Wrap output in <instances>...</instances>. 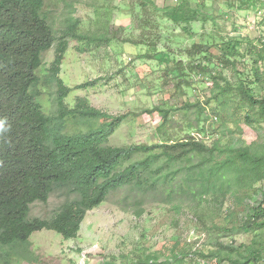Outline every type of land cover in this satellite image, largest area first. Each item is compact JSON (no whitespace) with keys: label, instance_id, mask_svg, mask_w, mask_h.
Wrapping results in <instances>:
<instances>
[{"label":"rangeland","instance_id":"374dc122","mask_svg":"<svg viewBox=\"0 0 264 264\" xmlns=\"http://www.w3.org/2000/svg\"><path fill=\"white\" fill-rule=\"evenodd\" d=\"M140 1L44 0L43 14L57 39L72 25L76 26L75 33L86 39L68 38L59 74L72 89L66 99L69 108L82 98L110 116L127 115L109 139L108 144L114 147L175 142L191 135L210 147L220 140V148L251 147L253 152L263 154L264 121L246 108L236 112L234 107L227 119L222 116L217 121L218 103L211 101L212 82L199 81L192 74L187 85L182 84L179 89L177 85L184 78L177 72L168 75L165 63L170 59L163 54L169 50L179 58L194 43H203L208 54L216 57L219 50L212 45L214 38L236 40L240 48L237 70L218 68L216 73L233 86L240 83L239 78L254 82V94L264 97V59L259 60L247 51L249 43L258 49L264 46V0H190L192 7L203 9V18L208 20L191 25L193 34L184 31V26L174 27L161 14L150 15L144 22L147 16L139 7ZM152 1L162 8L180 0ZM143 23L152 24L146 40ZM144 42L148 45L144 46ZM57 44L44 53L37 72L39 82L34 88L44 114L52 119L57 116L58 86L50 67ZM255 72L260 74V81L255 82ZM186 103H202L206 112L198 116L191 110L186 114L181 110ZM155 107L171 110L163 129L167 136L163 137L157 129L162 124L161 116L149 113ZM101 125V120H79L66 123L65 131L75 133ZM190 127L195 129L189 130ZM203 129L205 133L199 132ZM200 160L194 158L193 164ZM181 178L176 177L175 186H160L164 194L162 191L142 195L133 187L121 188L87 213L76 239L66 240L55 231H37L30 237L27 252L20 247L15 251L6 249L0 264H140L153 254L159 258V264H166L173 249L187 253L201 250L207 254L222 250L229 258L222 264H234L246 255L249 246L261 249L264 256V228L247 227L251 210L264 199V179L252 188L233 185L223 194L193 199L170 193L179 188ZM67 192L58 188L47 203L32 204L30 218L53 217L65 202L75 198ZM184 264L196 263L187 259Z\"/></svg>","mask_w":264,"mask_h":264},{"label":"trees","instance_id":"16d2710c","mask_svg":"<svg viewBox=\"0 0 264 264\" xmlns=\"http://www.w3.org/2000/svg\"><path fill=\"white\" fill-rule=\"evenodd\" d=\"M139 5L147 16H144V22L150 15L161 14L174 27L184 26L183 30L187 32L192 30L191 25L208 21L207 17L203 18V9L192 7L190 0H180L176 5L162 8L152 0H141ZM44 6V0H0V260L6 249L15 251L20 247L27 252L30 237L37 231H55L66 240L76 239L87 213L124 187H133L142 195L162 191L164 194L160 186H175L176 177L181 175L179 188L170 193L178 192L195 199L223 194L233 185L252 188L264 179V153L257 154L251 147L220 148V140L210 147L190 135L188 139L162 144L110 146V137L127 115L110 116L91 107L82 98L69 108L66 99L72 89L64 84L59 74L69 46L68 38L86 39L75 33V25L69 26L57 39L43 14ZM142 25L143 40H146L145 35L152 29V24ZM189 26L190 30H187ZM56 42L50 72L58 86V110L52 119L44 114L34 88L39 82L37 72L42 66L43 55ZM212 45L219 50L216 57L208 54L203 43H194L179 58L165 49L163 55L170 59L165 63L166 72L168 75L177 72L184 78L177 85L179 89L182 84L187 85V78L192 74L199 81L210 80L214 86L211 101L218 103L217 121L222 116L227 119L233 107L236 112L246 108L264 121V97H256L251 88L254 82L239 78L240 83L233 86L216 73L218 68L237 70L240 48L236 40L214 38ZM247 51L259 60L264 59V46L258 49L249 43ZM252 76L255 82L260 81L258 72ZM181 110L186 114L195 110L199 116L206 112V106L186 103ZM170 111L161 107L149 111L162 118V124L157 128L159 132H163L168 124ZM79 120H101L102 125L75 133L65 131L66 123ZM192 129L195 128H189ZM199 132L205 133V130ZM162 136H167V131ZM137 157L142 158L134 161ZM197 157L201 160L193 164ZM218 157L224 158L215 161ZM58 188L66 189L69 195H76L75 198L65 202L49 219H31V205L47 203ZM247 227L264 228V199L251 210ZM187 259L196 264L198 260L207 264H222L229 260L222 250L207 254L201 250L187 253L173 249L166 264H184ZM260 261H264L262 250L249 246L246 255L234 264ZM158 262L159 258L153 254L147 255L140 264Z\"/></svg>","mask_w":264,"mask_h":264},{"label":"built area","instance_id":"2783aa9c","mask_svg":"<svg viewBox=\"0 0 264 264\" xmlns=\"http://www.w3.org/2000/svg\"><path fill=\"white\" fill-rule=\"evenodd\" d=\"M203 264H205V263H203Z\"/></svg>","mask_w":264,"mask_h":264}]
</instances>
